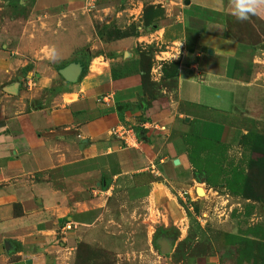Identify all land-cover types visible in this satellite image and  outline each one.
I'll return each mask as SVG.
<instances>
[{"label":"crops","instance_id":"crops-1","mask_svg":"<svg viewBox=\"0 0 264 264\" xmlns=\"http://www.w3.org/2000/svg\"><path fill=\"white\" fill-rule=\"evenodd\" d=\"M89 1L22 0L28 21L0 23V264L111 247L119 188L151 207L158 241L193 211L184 139L233 146L244 121L264 128V0ZM121 126L138 129L133 147L111 135Z\"/></svg>","mask_w":264,"mask_h":264},{"label":"rangeland","instance_id":"rangeland-1","mask_svg":"<svg viewBox=\"0 0 264 264\" xmlns=\"http://www.w3.org/2000/svg\"><path fill=\"white\" fill-rule=\"evenodd\" d=\"M30 10L22 0H0V23L21 28ZM244 127L247 135L233 146L184 139L196 173L193 200L186 199L193 211L186 207L185 221H171L164 228L168 234L161 236L171 238L173 252L160 264H191L206 256L215 257L219 264H264V128L247 120ZM196 190L200 199L195 198ZM128 191L117 189L120 202L102 229L114 244L81 243L74 264H157L161 255L154 242L161 225L157 226L151 207L132 199Z\"/></svg>","mask_w":264,"mask_h":264},{"label":"built area","instance_id":"built-area-1","mask_svg":"<svg viewBox=\"0 0 264 264\" xmlns=\"http://www.w3.org/2000/svg\"><path fill=\"white\" fill-rule=\"evenodd\" d=\"M101 1L102 0H90L86 4L85 9L88 10L89 12L95 11L99 2H101ZM150 128H151V125L148 123H144L141 126V129H143V130H149ZM111 135L113 137H116V138L120 139L121 141H123L127 147H133L134 143H136V141H137V138L139 136V132H138V129H136L134 127L127 128V127L121 126V127L114 128L111 131ZM183 196H184L185 200L186 199L188 200V198L191 197V193L190 192H184ZM66 229L69 230V229H71V227L68 226Z\"/></svg>","mask_w":264,"mask_h":264},{"label":"water","instance_id":"water-1","mask_svg":"<svg viewBox=\"0 0 264 264\" xmlns=\"http://www.w3.org/2000/svg\"><path fill=\"white\" fill-rule=\"evenodd\" d=\"M82 68L79 65H71L63 70L60 71V75L70 83H75L81 76ZM189 120V119H187ZM179 160L174 162L175 165H179ZM204 179H200V182H203ZM156 245H158L160 249V253L163 256H167L172 253L173 251V241L171 239H167L162 237L158 241H156Z\"/></svg>","mask_w":264,"mask_h":264},{"label":"clouds","instance_id":"clouds-1","mask_svg":"<svg viewBox=\"0 0 264 264\" xmlns=\"http://www.w3.org/2000/svg\"><path fill=\"white\" fill-rule=\"evenodd\" d=\"M251 11H255V9L253 8V9H251ZM247 12H248V11H245V12L241 13V14L239 15V18H240V19H245L246 16H247Z\"/></svg>","mask_w":264,"mask_h":264},{"label":"bare ground","instance_id":"bare-ground-1","mask_svg":"<svg viewBox=\"0 0 264 264\" xmlns=\"http://www.w3.org/2000/svg\"><path fill=\"white\" fill-rule=\"evenodd\" d=\"M204 193V192H203Z\"/></svg>","mask_w":264,"mask_h":264}]
</instances>
